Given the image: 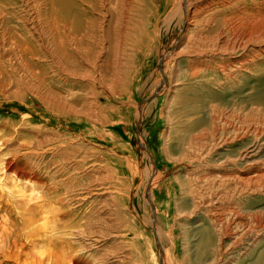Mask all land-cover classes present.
Returning <instances> with one entry per match:
<instances>
[{"label": "rangeland", "instance_id": "obj_1", "mask_svg": "<svg viewBox=\"0 0 264 264\" xmlns=\"http://www.w3.org/2000/svg\"><path fill=\"white\" fill-rule=\"evenodd\" d=\"M116 2L125 92L105 87L104 39L93 69L91 50L0 56V264H249L264 253V37L244 41L264 35V0ZM82 228L105 237L73 236Z\"/></svg>", "mask_w": 264, "mask_h": 264}, {"label": "bare ground", "instance_id": "obj_2", "mask_svg": "<svg viewBox=\"0 0 264 264\" xmlns=\"http://www.w3.org/2000/svg\"><path fill=\"white\" fill-rule=\"evenodd\" d=\"M116 1L117 0H0V48H1L0 56L5 55L7 52L12 53L21 62L33 65L34 62L39 58L40 53L42 51H46V45H49V47H51V49L62 59V61L64 63H71V58H70L71 56L70 55H73L76 52L79 54H85L86 52L91 50L92 51L91 56L90 55L84 56L83 57V63L86 62L93 69V67H94L93 65L95 63L92 59V56L94 55L96 48L92 49L91 45L92 44L98 45L100 43V41L104 39L107 41L108 51H110L109 55L107 57H105L103 60L102 68H101L102 70L100 69L102 71L104 79L109 81V83L107 85H105V87L108 88L109 92L113 93V94H120L121 90H123L122 92H125L124 91L125 84L123 83V79H122V75L120 73V69L115 66V62H114L115 51L117 49V16H116V14H117V2ZM263 14H264V12H263ZM257 22H258V24H261L263 26L264 25V18H261ZM28 23H29V25H28ZM258 32L259 31H254V34L255 33L257 34ZM147 33H148V30L144 26V20L143 21L139 20L138 24L135 26L134 30L132 31L131 40L134 43V45L136 47H138L139 49H141L142 51L147 46V41H143L146 38ZM263 37H264V35L258 36L257 38H253V39L251 37V38L245 40L244 44H249V43L252 44V42H255L254 44H257L258 43L257 41L262 40ZM187 43H188V41H187ZM150 45L152 46L153 44L150 42ZM260 50H262L264 52V47H262ZM182 52L184 53V50L180 48L176 54H182ZM235 70L236 69H234V70L229 69L227 72L231 71V73H232ZM78 73H79V70H78L77 74ZM87 74H89V71L81 72V76H85ZM225 75H226V73H225ZM232 76H233V74H232ZM235 76H237V75H235ZM228 80L230 81V79H228ZM122 114H123V112H122ZM185 128H186V133H183V136H180V138H179L181 141L180 143H182L184 145L185 144L190 145L192 143H195L197 136L190 132L194 128V125L188 124V126H187V122H186ZM252 130L254 131V128ZM258 135H256V136H258ZM249 148H251V147H249ZM257 148H259V147H257ZM249 151H250L249 155L252 157L256 153L255 147L250 149ZM260 152H261V149H260ZM249 155L247 154V156H249ZM257 162H259V161H257ZM260 177L261 176L257 175V179ZM257 179L249 177L247 180L248 181L251 180L250 182H253ZM152 197L155 198L154 192H152ZM60 200H62V199H60ZM49 201H51V200H49ZM54 207L55 206H53V208ZM53 208H52V210H53ZM56 210H58V209H56ZM56 210H53V213H55L54 211H56ZM254 211H255V209H254ZM79 214H80L79 217L81 218L82 212L80 211ZM57 215H59V214H57ZM125 215L128 217V219H130L134 223L133 219L127 214L126 211H125ZM31 219H32V215H31ZM71 224H73V225H71ZM76 224H77V222L68 223V224H65L64 227H71V226H75ZM134 225L136 227L137 234L139 233V238H143L142 241H139V239L136 237V241H137L136 248L138 249V251H140V248L142 246L141 244L145 243L146 235H145V231L143 229L139 228L135 223H134ZM21 226H22V224H21ZM48 226H49V224H48ZM42 227L43 226H41V228ZM240 227H242V225H240ZM67 229L68 228L62 230V232L67 233V232H65ZM72 229H74V228H72ZM158 230H160V228H158ZM253 230H254V234H255L254 236L255 237H257L256 236L257 233L262 232V228L259 229L258 227H256V228L253 227ZM11 231H13V230H11ZM27 231H28L27 233L29 236L32 235V239H31L32 245L38 246L37 241L34 238L35 236H38L36 233V232H38V228H36V226H32ZM74 231H75V233H74L75 235H73V236H76V235L81 236V237L86 236L87 238H91L93 236L94 237H101V238L105 237V236L98 234L97 231H93V230L92 231H86L84 228L77 229ZM0 232H1V230H0ZM234 233H235V231H234ZM11 235H13V234L11 233ZM243 235H244V233H243ZM56 237L60 238V241H53L51 239L53 242H55L54 243L55 245L53 244V246H57L58 249L64 255H66L65 248L68 246H65V244H68L67 240L61 235V232ZM94 237L92 239L97 241V239ZM245 237H246V235H245ZM251 237H253V236H251ZM68 238H70V237H68ZM257 242H259V239ZM79 243H80V241H79ZM1 245H3V244H1ZM163 246H164V244H163ZM225 247H227V246H225ZM255 247H258V246H255ZM40 248L41 247L39 246V249ZM0 249H1V247H0ZM41 252H42V250L38 251L37 253L39 255H41ZM39 255H37V256H39ZM46 255H49V254L45 253V256ZM53 255H55V257L57 256L56 254L51 253V255H49V256H51V257H49V259H53V257H52ZM247 260L243 264H246ZM40 261H42V259H40ZM40 261H38V262H40ZM38 264H40V263H38ZM249 264H264V253H259Z\"/></svg>", "mask_w": 264, "mask_h": 264}, {"label": "crops", "instance_id": "obj_3", "mask_svg": "<svg viewBox=\"0 0 264 264\" xmlns=\"http://www.w3.org/2000/svg\"><path fill=\"white\" fill-rule=\"evenodd\" d=\"M128 196H129V195H128ZM127 199H128V197H127ZM128 205H130V204H129V203H127V207H128V208H127V210L129 209V206H128ZM87 214H89V213H87Z\"/></svg>", "mask_w": 264, "mask_h": 264}]
</instances>
